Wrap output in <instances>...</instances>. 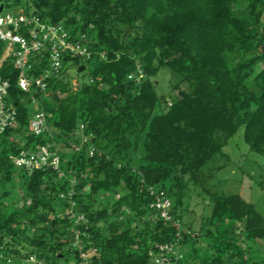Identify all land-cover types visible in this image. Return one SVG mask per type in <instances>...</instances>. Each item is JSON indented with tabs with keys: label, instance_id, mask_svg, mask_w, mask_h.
<instances>
[{
	"label": "trees",
	"instance_id": "trees-1",
	"mask_svg": "<svg viewBox=\"0 0 264 264\" xmlns=\"http://www.w3.org/2000/svg\"><path fill=\"white\" fill-rule=\"evenodd\" d=\"M1 1L85 35L90 56L64 61L78 72L88 66L87 82L70 86L64 67L46 81L44 96L18 87L11 58L3 64L17 123L0 134V264H24L30 255L78 261L66 215L71 192L89 222L78 228L83 249H96L91 264H154L150 253L178 234L175 264H264V219L241 196L215 197L207 229L194 231L179 212L188 183L199 182L239 130L264 158V0L244 8L237 0ZM46 55L31 75H40ZM161 67L180 77L171 101L151 81ZM32 96L52 133L29 132ZM51 142L63 176L13 164L20 150ZM150 188L166 193L172 222L147 220Z\"/></svg>",
	"mask_w": 264,
	"mask_h": 264
},
{
	"label": "built area",
	"instance_id": "built-area-1",
	"mask_svg": "<svg viewBox=\"0 0 264 264\" xmlns=\"http://www.w3.org/2000/svg\"><path fill=\"white\" fill-rule=\"evenodd\" d=\"M3 6L0 12V42L4 44V50L0 55V134L7 128L13 127L17 123V113L15 109L9 106L6 98L11 86L8 79H4L1 75L3 64L9 58L13 60L14 67L19 71L18 87L22 91H30L31 89L42 92L43 96L47 90V80L52 76L60 74L64 68V61L67 57H83L89 58L90 52L85 45V35H72L62 25H48L41 21L36 15H27L22 11H9L8 7L0 0V6ZM46 53L47 63L43 67L39 76L31 75V71L37 64L41 68V58L39 55ZM32 104L35 106V113L31 116L29 122V132L35 136L44 133H52L54 130L48 125L47 115L38 108L35 97H31ZM83 128V126H81ZM85 142H89L88 138H84ZM95 153L94 147L89 150L90 156ZM13 164L28 173L33 170L51 168L58 174L63 176L61 170L60 155L54 142L46 145H36L20 150L12 157ZM75 179L73 180V184ZM72 192L68 193V202L71 204L70 209L66 212L72 223V248L78 251V261H71L68 264H91V257L96 253V249L84 250L82 236L84 231L78 228L79 225L84 229H88L89 222L86 217L79 213L76 205L72 200ZM149 196L152 198L149 205V214L147 220L156 223L162 219L172 222L170 215L171 201L164 191H157L153 188L149 189ZM60 197H64L63 194ZM180 227L179 222H173ZM180 234L177 235L175 241L157 245L156 250L150 253L151 260L154 264H175L181 258L179 251ZM74 255H72L73 258ZM24 264H53L47 263L43 258L36 255H30L23 260ZM62 264V263H58Z\"/></svg>",
	"mask_w": 264,
	"mask_h": 264
},
{
	"label": "rangeland",
	"instance_id": "rangeland-1",
	"mask_svg": "<svg viewBox=\"0 0 264 264\" xmlns=\"http://www.w3.org/2000/svg\"><path fill=\"white\" fill-rule=\"evenodd\" d=\"M237 6L244 8L246 0H237ZM21 11V8L5 9L9 11ZM85 63L79 61V66ZM264 67V64L261 65ZM66 81L70 86L80 85L88 81L89 68L78 72L77 66L71 62L65 64ZM159 97L171 101L175 99L178 90L174 89L180 83V77L168 67L159 68L156 75L151 78ZM185 84L180 85L184 90ZM35 106H31L33 111ZM243 130L234 135L222 154L217 155L201 171L198 183H188L185 197L179 212L183 222L190 224L194 231L200 227L208 228L209 217L212 213L214 198L223 195H239L246 202L255 206L256 211L264 219V158L244 144ZM140 153L137 155V160ZM16 192V191H15Z\"/></svg>",
	"mask_w": 264,
	"mask_h": 264
},
{
	"label": "water",
	"instance_id": "water-1",
	"mask_svg": "<svg viewBox=\"0 0 264 264\" xmlns=\"http://www.w3.org/2000/svg\"><path fill=\"white\" fill-rule=\"evenodd\" d=\"M2 9H3V6L1 5V6H0V12L2 11ZM82 70H83V68H80L79 71L81 72Z\"/></svg>",
	"mask_w": 264,
	"mask_h": 264
}]
</instances>
